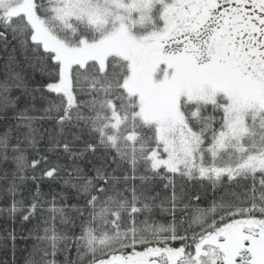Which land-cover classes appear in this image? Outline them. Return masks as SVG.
Wrapping results in <instances>:
<instances>
[{
  "label": "snow or ice",
  "instance_id": "snow-or-ice-1",
  "mask_svg": "<svg viewBox=\"0 0 264 264\" xmlns=\"http://www.w3.org/2000/svg\"><path fill=\"white\" fill-rule=\"evenodd\" d=\"M0 264H264V0H0Z\"/></svg>",
  "mask_w": 264,
  "mask_h": 264
}]
</instances>
